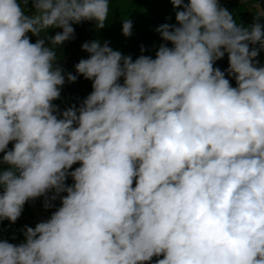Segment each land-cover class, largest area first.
<instances>
[{
    "label": "clouds",
    "instance_id": "9594fccd",
    "mask_svg": "<svg viewBox=\"0 0 264 264\" xmlns=\"http://www.w3.org/2000/svg\"><path fill=\"white\" fill-rule=\"evenodd\" d=\"M170 2L177 23L156 31L172 47L83 43L93 90L60 112L77 75L55 48L74 24L104 28L110 0H0V221L60 199L25 242L0 239V264H264V9L245 27L219 0Z\"/></svg>",
    "mask_w": 264,
    "mask_h": 264
},
{
    "label": "trees",
    "instance_id": "16d2710c",
    "mask_svg": "<svg viewBox=\"0 0 264 264\" xmlns=\"http://www.w3.org/2000/svg\"><path fill=\"white\" fill-rule=\"evenodd\" d=\"M259 6L264 9V0H254ZM187 2V0H185ZM221 6L227 8L233 14L237 24L248 27L254 22L257 10L252 11L246 4L238 2L237 0L220 1ZM31 4L28 9H31ZM177 10L171 4L170 0H110L109 18L105 23V27L98 29L95 21H85L80 24H74L75 38L66 41L64 44L57 46L55 51L57 53V61L63 69L65 74L72 73L77 75L75 82H68L65 75V83L61 88V97L53 103L58 106L60 112L69 107H79L81 102L92 92V81L85 79L82 75H78L75 71V65L81 59H87L89 53L82 50V44L91 42L93 40H100L101 45L105 42L113 50L120 51L124 56H131L133 60L141 55L150 56L152 52L157 49L162 43L172 47L171 42L163 41L156 29L164 24H176L175 13ZM253 13V15H251ZM130 19L133 24L131 36L125 37L122 34L123 19ZM264 24L263 17L259 21ZM62 29H49L47 35L53 36L56 32ZM31 42H35L37 37L31 33L28 34ZM43 37V34H42ZM47 43V42H46ZM50 46V45H49ZM144 51L141 52V48ZM256 47H259L257 45ZM154 59V57H152ZM260 66H264V60L257 57ZM214 67L220 68L222 71L228 68L227 54L221 60L215 62ZM226 78L230 80L233 87H236V81L232 77ZM123 83V78L119 81ZM59 115V113H57ZM13 142H10L8 148L11 149ZM3 153H0V157ZM79 163L74 164L71 170L79 167ZM7 167V166H6ZM0 166V169L6 168ZM70 170V171H71ZM67 184L73 183L69 176ZM135 184V182H134ZM52 193H49L51 195ZM61 195H66L62 193ZM44 197H39L35 200H29L25 203L21 216L15 223L8 220H2L0 225V239L8 240L10 243L20 244L25 242L23 230L25 226L35 227L41 221L50 218L52 212L60 206V199L53 201L54 207L45 209L43 207ZM11 234V236L9 235ZM160 258H163L162 256ZM156 257H153L151 264H154Z\"/></svg>",
    "mask_w": 264,
    "mask_h": 264
},
{
    "label": "rangeland",
    "instance_id": "374dc122",
    "mask_svg": "<svg viewBox=\"0 0 264 264\" xmlns=\"http://www.w3.org/2000/svg\"><path fill=\"white\" fill-rule=\"evenodd\" d=\"M220 1L223 2L224 0H219V2ZM237 1L240 2L241 0H237ZM244 4H246L248 7H250V9L252 11H254V9H256L257 11L259 10V4L256 1H254V0H248V2L247 3H244ZM251 15H253V13H251ZM263 20H264V17H263ZM98 41L100 42L99 39H98ZM158 48L159 47H157V49H155V51L150 54L151 57H154L155 58V53L158 50ZM258 58L261 59V60H264V50H261L260 51V53L258 55ZM133 186H135V184ZM1 224H2V222L0 221V225ZM9 235L11 236V234H9Z\"/></svg>",
    "mask_w": 264,
    "mask_h": 264
}]
</instances>
